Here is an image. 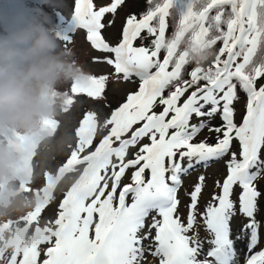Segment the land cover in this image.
<instances>
[{
  "label": "snow or ice",
  "instance_id": "obj_1",
  "mask_svg": "<svg viewBox=\"0 0 264 264\" xmlns=\"http://www.w3.org/2000/svg\"><path fill=\"white\" fill-rule=\"evenodd\" d=\"M146 2L141 13L126 11L110 42L105 32L131 0H73L70 17L47 0L58 38L68 45L84 31L101 53L91 62L112 69L89 74L82 90L73 85V96L99 102L110 82L138 87L104 117L99 139L96 113H85L63 166L85 163V174L64 194L52 227L0 264H264V0ZM205 129L211 135L201 139ZM221 162L219 175L185 184Z\"/></svg>",
  "mask_w": 264,
  "mask_h": 264
},
{
  "label": "rangeland",
  "instance_id": "obj_2",
  "mask_svg": "<svg viewBox=\"0 0 264 264\" xmlns=\"http://www.w3.org/2000/svg\"><path fill=\"white\" fill-rule=\"evenodd\" d=\"M3 8L0 6V53H14L15 41L13 38V26L12 15L13 11L6 5L7 0H0ZM19 5V10L26 12L29 18L28 23V37L31 42L32 49L35 56L28 62L18 65L15 63L14 70L18 73H27L32 67H43L48 64H55L57 66L56 71L46 79L32 80L30 82L31 87L39 91L40 87L45 89L44 95L41 97V103L37 112L30 117L27 123L8 127L14 131L23 142L28 141L30 137L36 133L43 132L45 138L38 144L34 152L30 166L25 170V175L29 173L32 179V185L41 182L43 178H46V173H55L56 170L69 158L73 150L77 147V135L76 129L78 128L81 119L85 113H96V119L100 122L101 130L96 132V137L99 139L104 134L103 122L104 117L108 115L116 105L121 104L126 96V93L135 91L138 87V81L130 80L126 83H122L119 89H114L113 84L110 82L105 93L106 100L99 102H93L88 100L84 96H73L71 94V88L73 85L77 89H84L88 87V75H103L111 74L112 70L107 65L93 64L92 57L100 56L98 53L90 47L85 40V33L82 30H77L73 36V42L65 45V43L58 38L52 21L46 12L48 7L47 0H45L43 7L39 6L37 0H14ZM61 4L59 11H61L66 17H70V13L73 7V0H58ZM107 2V0H97V3ZM5 5V6H4ZM136 4L131 2V7L136 9ZM121 9L118 15L115 17V26L108 29L105 32L106 38L110 42H115L119 36V32L126 14V11L131 9ZM112 17H109L111 19ZM38 36H43L47 39L49 47L46 49L34 48V40ZM3 39V41H2ZM35 63H31L35 61ZM0 61V66H1ZM114 80L115 78L112 77ZM117 105V106H118ZM244 99L241 98L240 102L236 104V120L239 122L243 115ZM113 108V109H112ZM90 128L95 129L96 122L93 118H89ZM205 129L201 134V139L210 136ZM211 142V141H210ZM1 148V145H0ZM8 156L0 153V165L7 161ZM223 169V162L219 164H212L209 168H200L196 173L194 172L191 177H188L185 181L187 185L196 176L200 174H206L209 176L219 175ZM70 176L66 175L65 178L60 181L58 186H63L66 180H69ZM127 179V178H125ZM51 191V190H50ZM212 191L211 186L205 191V199L209 197V193ZM183 195V192L181 193ZM0 196H6V201L0 202V234H11L12 229L6 231L5 217H9L10 214H6L5 208L7 205L11 207L15 203L18 204L22 200V197L11 198L10 194L0 191ZM51 202L39 216L38 220L31 222V225L27 230L23 231L22 236H15L11 242L16 240L17 242L12 244L7 242H0V256L7 257L13 252H18L26 247L32 245L33 241L38 238L37 235L30 232L31 227L34 224L43 225L52 219L51 213L56 208L57 199L54 198V193L51 192ZM16 204V207H17ZM19 205V204H18ZM20 207V205H19ZM11 208H9L10 210ZM18 211L16 212V214ZM46 247L45 245L41 246ZM142 264H158V261L152 257H146Z\"/></svg>",
  "mask_w": 264,
  "mask_h": 264
},
{
  "label": "clouds",
  "instance_id": "obj_3",
  "mask_svg": "<svg viewBox=\"0 0 264 264\" xmlns=\"http://www.w3.org/2000/svg\"><path fill=\"white\" fill-rule=\"evenodd\" d=\"M48 41L43 36L34 40V48L46 49ZM16 53H0V61H9ZM57 69L55 64L43 67H32L27 73L12 70L11 64L0 66V128L27 123L41 103L45 89L39 91L29 86L32 80H43L51 76Z\"/></svg>",
  "mask_w": 264,
  "mask_h": 264
},
{
  "label": "trees",
  "instance_id": "obj_4",
  "mask_svg": "<svg viewBox=\"0 0 264 264\" xmlns=\"http://www.w3.org/2000/svg\"><path fill=\"white\" fill-rule=\"evenodd\" d=\"M131 2L135 3L137 7H136V9L130 8L131 10H129V11L135 12L137 14L143 12L146 9V7H147L146 0H131ZM0 6L2 7L1 2H0ZM168 23H169V28L167 29L166 35L170 36L172 31H173L174 18L170 17L169 20H168ZM150 39H151L150 37H146V39L143 41V43L145 45H148L149 42H150ZM135 43H136L137 46H139L141 44V41L137 40ZM217 47H219V45H217ZM161 56H163V53H161ZM35 62L36 61H32V62H30V64L31 63H35ZM194 66L195 65L188 66V70L191 71V68L194 67ZM241 98L244 99L243 94H241ZM0 145H1L0 150L5 148L4 147V143H3L1 138H0ZM0 179H8L9 180L8 186H6L4 188L5 192L10 193L13 198H17V197H20V196L22 197V200L20 202H18L20 207H19V205L17 203H15L11 207H9V205H8L5 208L6 214H8V213L10 214L9 217H5V222H9L11 220H15L16 223H14L12 225V227H17L19 225V223H20V222H18V219L20 221H23L25 219V217L32 210L34 204L37 202L36 200L38 198V193L42 194L44 188H41L37 192L35 190H33L32 191L33 193H31L30 191L32 190V188L28 185V183L24 182V183H21L19 185L17 184V186H16L13 183L14 181L12 179V176L6 171V167L0 168ZM17 187H20V189H21L20 193H16ZM36 195H37V197H36ZM16 204H17V207H16ZM9 208H11V209L9 210ZM17 211H18V213L16 214ZM4 239H5V237H2L0 242H2Z\"/></svg>",
  "mask_w": 264,
  "mask_h": 264
}]
</instances>
